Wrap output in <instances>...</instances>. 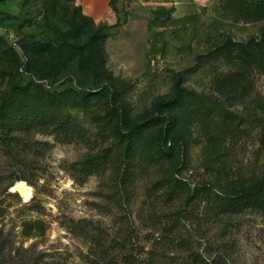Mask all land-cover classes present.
Instances as JSON below:
<instances>
[{
	"label": "rangeland",
	"instance_id": "374dc122",
	"mask_svg": "<svg viewBox=\"0 0 264 264\" xmlns=\"http://www.w3.org/2000/svg\"><path fill=\"white\" fill-rule=\"evenodd\" d=\"M82 16L76 1L0 0V98L30 82L52 93H102L64 109L67 129L15 132L10 146L0 140V264H264V214L215 205L264 178V67L209 57L264 37V0L236 9L211 0L197 17L152 29L147 63L129 78L108 66L111 32L101 53L91 41L103 25L85 16L92 24L75 33ZM45 45L67 49L59 71L50 72L55 54ZM176 75L217 109L193 116L183 165L145 153L127 166L117 158L126 143L113 106L126 108L128 128L141 123L173 95ZM106 78L114 82L104 91ZM147 136L158 142V126ZM21 181L34 190L29 203L17 192Z\"/></svg>",
	"mask_w": 264,
	"mask_h": 264
},
{
	"label": "trees",
	"instance_id": "16d2710c",
	"mask_svg": "<svg viewBox=\"0 0 264 264\" xmlns=\"http://www.w3.org/2000/svg\"><path fill=\"white\" fill-rule=\"evenodd\" d=\"M63 1L74 3L76 0ZM118 1L111 0V6L115 8ZM245 2L246 0H228V5L229 8L236 9L244 6ZM164 15H166V21L170 20V14L165 13ZM78 21L80 22L73 26L75 33L82 30L83 25L92 24V20L85 16L79 17ZM107 31L108 29L105 27L103 30L99 29L91 38V41L94 42L93 45L95 48H99L100 53L103 47L102 40L104 41L108 37L105 33ZM72 35L73 33L69 32L61 40L67 41ZM98 43H101L102 46ZM68 48L77 49L78 47L71 45ZM41 50L55 54L56 64L54 68L50 69V72L59 71L60 61L67 49L61 46L45 45ZM222 55L225 56L229 64L234 63L244 69L264 67V37L260 41H252L247 44L230 42L225 47L210 53L209 57L217 58ZM90 60L93 61L92 58ZM103 61L105 64L104 59ZM101 64L103 65V63ZM106 79L109 83L103 88L104 91L109 88L108 86L111 87L114 82L111 78ZM101 95L102 93L92 96L85 91L73 89L52 93L33 82L26 86H15L10 95L0 98V140L10 146V141L14 139L12 134L15 132L30 131L34 128L46 129L50 126L67 129L71 121L69 117L64 116V109L68 106L88 103L92 97L99 98ZM215 107V104H210L208 98L187 91L183 86L181 75H176L173 95L169 99L156 102L152 108L151 116L141 123L128 128L125 125V117L128 116L126 108L113 106L117 115L123 119L121 144L126 143L123 151L117 154V158L123 159V162L129 166V162L136 159L137 155L153 153L160 160H173L174 162L181 160V165H183L187 152L185 133L190 121L196 115L206 119ZM154 126H158V142L150 140L147 136ZM178 144L181 146L180 154L176 152ZM97 161L91 160L89 166L91 168L96 167ZM124 173V175L128 174L126 171ZM177 182L179 183V181ZM182 185L185 186L183 183ZM205 196L211 200L208 192ZM215 205L225 214H239L248 210L264 214V178L258 180L251 187H244L233 193L229 192L227 196L216 200ZM193 264L208 263L203 259L196 258L193 260Z\"/></svg>",
	"mask_w": 264,
	"mask_h": 264
},
{
	"label": "crops",
	"instance_id": "0c3cea01",
	"mask_svg": "<svg viewBox=\"0 0 264 264\" xmlns=\"http://www.w3.org/2000/svg\"><path fill=\"white\" fill-rule=\"evenodd\" d=\"M83 14L110 35L107 40L108 66L117 77L136 76L145 67L150 53L151 30L173 21L199 16L211 0H76ZM132 53H134L132 55Z\"/></svg>",
	"mask_w": 264,
	"mask_h": 264
},
{
	"label": "bare ground",
	"instance_id": "6f19581e",
	"mask_svg": "<svg viewBox=\"0 0 264 264\" xmlns=\"http://www.w3.org/2000/svg\"><path fill=\"white\" fill-rule=\"evenodd\" d=\"M20 184V182H18L16 184V188L17 186ZM26 193L23 194L22 199L24 200L25 203H29L32 199H33V196H34V190L33 188L26 182ZM17 192H18V189H17ZM19 194V192H18Z\"/></svg>",
	"mask_w": 264,
	"mask_h": 264
},
{
	"label": "water",
	"instance_id": "95a60500",
	"mask_svg": "<svg viewBox=\"0 0 264 264\" xmlns=\"http://www.w3.org/2000/svg\"><path fill=\"white\" fill-rule=\"evenodd\" d=\"M26 182L21 181L20 184L17 186L18 192L20 196L26 193Z\"/></svg>",
	"mask_w": 264,
	"mask_h": 264
}]
</instances>
